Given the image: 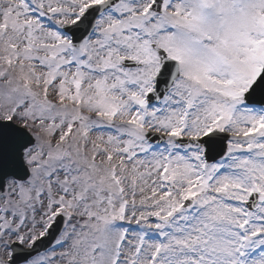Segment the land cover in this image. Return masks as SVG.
<instances>
[{
    "label": "snow or ice",
    "instance_id": "snow-or-ice-1",
    "mask_svg": "<svg viewBox=\"0 0 264 264\" xmlns=\"http://www.w3.org/2000/svg\"><path fill=\"white\" fill-rule=\"evenodd\" d=\"M0 264H264V0H0Z\"/></svg>",
    "mask_w": 264,
    "mask_h": 264
}]
</instances>
